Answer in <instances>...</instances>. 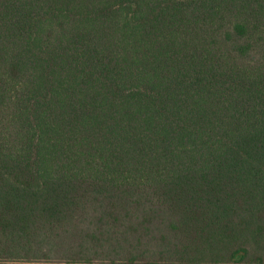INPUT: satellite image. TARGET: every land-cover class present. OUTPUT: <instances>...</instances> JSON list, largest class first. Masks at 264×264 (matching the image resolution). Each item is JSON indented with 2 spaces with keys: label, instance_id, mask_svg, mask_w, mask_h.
<instances>
[{
  "label": "trees",
  "instance_id": "obj_1",
  "mask_svg": "<svg viewBox=\"0 0 264 264\" xmlns=\"http://www.w3.org/2000/svg\"><path fill=\"white\" fill-rule=\"evenodd\" d=\"M264 264V0H0V264Z\"/></svg>",
  "mask_w": 264,
  "mask_h": 264
},
{
  "label": "rangeland",
  "instance_id": "obj_2",
  "mask_svg": "<svg viewBox=\"0 0 264 264\" xmlns=\"http://www.w3.org/2000/svg\"><path fill=\"white\" fill-rule=\"evenodd\" d=\"M19 264H67V263L40 261V262H34V263H19ZM91 264H108V263L97 261V262L91 263Z\"/></svg>",
  "mask_w": 264,
  "mask_h": 264
}]
</instances>
